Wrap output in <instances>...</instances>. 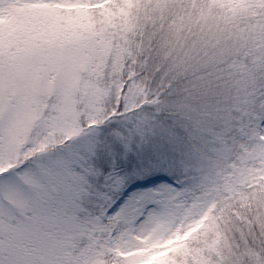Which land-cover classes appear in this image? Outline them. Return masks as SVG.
I'll return each mask as SVG.
<instances>
[{
	"label": "snow or ice",
	"instance_id": "snow-or-ice-1",
	"mask_svg": "<svg viewBox=\"0 0 264 264\" xmlns=\"http://www.w3.org/2000/svg\"><path fill=\"white\" fill-rule=\"evenodd\" d=\"M0 264H264V0H0Z\"/></svg>",
	"mask_w": 264,
	"mask_h": 264
}]
</instances>
